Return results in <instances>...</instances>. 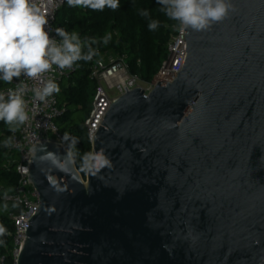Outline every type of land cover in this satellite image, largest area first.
Listing matches in <instances>:
<instances>
[{"label": "water", "instance_id": "1", "mask_svg": "<svg viewBox=\"0 0 264 264\" xmlns=\"http://www.w3.org/2000/svg\"><path fill=\"white\" fill-rule=\"evenodd\" d=\"M184 31L183 70L114 98L78 169L31 149L40 204L17 264H264V0Z\"/></svg>", "mask_w": 264, "mask_h": 264}, {"label": "clouds", "instance_id": "2", "mask_svg": "<svg viewBox=\"0 0 264 264\" xmlns=\"http://www.w3.org/2000/svg\"><path fill=\"white\" fill-rule=\"evenodd\" d=\"M161 11L173 21H177L182 30L206 31L212 25L223 22L235 11L232 0H157ZM70 7H85L94 11H103L106 7L116 10L120 0H67ZM140 16L148 18L147 9H139ZM48 20L37 6L36 0H0V80L11 84L23 75L37 82L36 87L21 81L15 89L7 93L0 92V121L9 126L12 132L24 125L29 115L27 112L26 93L30 90L36 101L46 102L54 93L60 91L54 79L43 78L55 65L60 70L72 68L78 61H91L98 55L92 45L111 40L106 34L100 40L90 38L81 40L78 32L56 29L59 41L46 31ZM159 26L158 20L149 19L148 29L154 31ZM87 49L85 51L84 49ZM5 147L13 145V138L3 142ZM110 161L103 152L87 153L83 157L85 170L100 169L109 166ZM7 204L4 205L5 210ZM8 234L7 228L0 224V237ZM5 241L0 239V245Z\"/></svg>", "mask_w": 264, "mask_h": 264}, {"label": "built area", "instance_id": "3", "mask_svg": "<svg viewBox=\"0 0 264 264\" xmlns=\"http://www.w3.org/2000/svg\"><path fill=\"white\" fill-rule=\"evenodd\" d=\"M66 1L36 0L37 6L40 7L41 12L48 20L46 31L58 41L60 37L56 35V29L63 27L56 24V17ZM184 31L180 25H171L167 57L163 60L152 82L146 87L141 84V78L138 75L130 72L126 54L116 53L107 58L105 54L101 56L98 50V55L92 59L90 74L91 78L96 82V88L89 117L85 120L91 143L114 98L137 86H142L147 96L159 81H171L177 73L183 70L188 54ZM76 70V65L64 70H60L53 65V70L45 73L43 78L45 80L51 78L56 83H60L70 78ZM21 81H24L29 86V89L38 86L36 81L27 79L22 75L19 80L14 78L11 84H6L0 80V92L6 94L9 88L15 89L16 85ZM24 98L27 102L29 119L17 131H11L9 134V137L13 138V145L11 147L3 146L6 156L2 167L7 170L13 168L17 175L14 193L5 195L4 199L17 203L18 210L8 213V217L13 223V230L8 231L3 240L11 239L13 247L11 248L6 242L0 245V264H17L19 249L27 236L25 231L29 227L28 220L34 214L37 205L40 204L38 191L28 181L29 162L32 155L31 149L36 142L53 140L64 144L71 151V145L65 140L56 124L58 117L65 112V108L59 105L56 93L50 96L46 102L36 101L30 90Z\"/></svg>", "mask_w": 264, "mask_h": 264}, {"label": "trees", "instance_id": "4", "mask_svg": "<svg viewBox=\"0 0 264 264\" xmlns=\"http://www.w3.org/2000/svg\"><path fill=\"white\" fill-rule=\"evenodd\" d=\"M139 9H147L150 16L148 18L140 16ZM57 15L61 27L68 32H78L82 41L90 38L100 40L106 34H110L111 40L107 45L98 43L92 47L99 50L101 56L107 51L113 54H126L130 72L145 81L154 78L167 57L171 25H179L161 11V5L157 0H120L118 9L112 10L106 7L103 11H94L82 6L70 7L66 1ZM149 19L159 21V26L154 31L148 29ZM84 50L87 51L86 48ZM75 65L77 70L68 78L69 85L62 92L64 100L62 107L65 108V112L60 117L70 113L69 106L75 105L84 110L86 104L89 102L91 104L93 100L96 82L90 75L92 60L88 62L81 60ZM90 111L84 114L78 124L69 121L66 128L62 129L64 136L66 131L69 132L66 140L71 145L76 165L83 175L86 171L82 167L83 157L87 153H92V143L85 126ZM10 133L9 126L0 121V224H3L8 231L13 230V223L8 213L18 210L17 203L4 199L5 195L14 193L17 183L16 171L13 168L7 170L2 167L6 156L3 142ZM5 204L8 206L6 210Z\"/></svg>", "mask_w": 264, "mask_h": 264}, {"label": "rangeland", "instance_id": "5", "mask_svg": "<svg viewBox=\"0 0 264 264\" xmlns=\"http://www.w3.org/2000/svg\"><path fill=\"white\" fill-rule=\"evenodd\" d=\"M56 18H57L56 24L59 25V26H61L60 21H59V15H57ZM112 55H113V52H111V51H107V52H105V56H106L107 58L111 57ZM154 77H155V76H154ZM153 79H154V78H153ZM153 79H152V80H153ZM152 80H151V81H145V80L141 79V84H142L143 86H145V87H146V86H149V83L152 82ZM57 84H58L59 87H60V91H59L58 93H56V95H57L58 100H59V105H60V106H63V105H64V104H63V101H64V100H63L62 92L68 87V85H69V80H68V79H65V80H63L62 82L57 83ZM91 108H92V103L90 104V102H89L88 104H86L84 110L79 109V107H77V106H75V105H71V106H69V111H70V113L67 114V115H65V116H62V117H60V118H58V119L56 120V124H57V126L59 127L61 134L63 135V133H62V129H65V128H66V126L68 125V122H69V121H74V123L78 124V123L80 122V120L83 118L84 114H85V113H88V112L90 111ZM68 133H69V132L66 131L64 134L67 136ZM66 136L63 135V137L65 138V140H66ZM66 141H67V140H66ZM30 188H32V187H30ZM5 242H6L11 248L13 247V243H12L11 239H7Z\"/></svg>", "mask_w": 264, "mask_h": 264}]
</instances>
